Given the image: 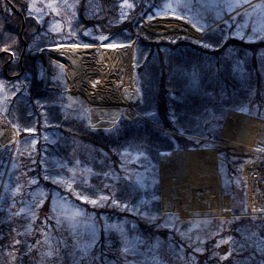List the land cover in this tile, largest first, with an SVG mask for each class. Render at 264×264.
Here are the masks:
<instances>
[{"label":"trees","instance_id":"1","mask_svg":"<svg viewBox=\"0 0 264 264\" xmlns=\"http://www.w3.org/2000/svg\"><path fill=\"white\" fill-rule=\"evenodd\" d=\"M9 1L23 18L6 0H0V110L18 130L19 143L15 154L11 147L0 145V181L11 157L16 165L0 204V264H36L47 238L53 242L55 255L60 256L64 237L51 216L53 184L44 175L45 153H54L69 164L77 159L86 162L91 178L87 185H77L76 193L88 199L109 196L120 208L96 209L99 214L126 216L137 221L144 232L155 235L160 233L133 213L137 208L145 210L137 200L141 184L134 170L143 171L147 185H151L154 179L170 174L178 156L188 149L214 147L197 138L220 142L230 111L264 116V40L245 42L228 34L223 25L209 31L198 43L183 37L154 40L140 28V18L129 16L118 21L119 5L125 0H98V4L77 0L78 17L69 42L91 43L83 36L89 27L99 34H109L113 41L137 39L141 117L133 121L121 118L112 129H92L83 106L70 103L65 95L61 72L48 58V85L44 86L43 59L34 54L42 48L37 39L42 28L29 13V0ZM126 1L135 4L136 12L144 6L140 17L147 14L146 2L152 3L151 9L159 6L158 0ZM23 19L24 41L20 38ZM24 42L27 48L20 63ZM10 55L14 61L5 68ZM48 130L58 134L55 143L44 140L43 133ZM32 137L37 143L29 149L26 142ZM81 144L93 147L91 159L80 150ZM224 151L221 162L229 179L224 193L233 199V213L241 214L245 195L239 166L246 155L232 149ZM225 226L217 237L230 238L231 243L254 246L259 237L264 238L252 219L234 220ZM118 245L114 235L108 238L102 230V260H115L120 255ZM205 259L206 253L196 264H205Z\"/></svg>","mask_w":264,"mask_h":264},{"label":"rangeland","instance_id":"2","mask_svg":"<svg viewBox=\"0 0 264 264\" xmlns=\"http://www.w3.org/2000/svg\"><path fill=\"white\" fill-rule=\"evenodd\" d=\"M76 1L69 0V11H72ZM158 3L159 6L157 8L151 9L153 7L152 3L146 2L145 10L147 14L143 17H140V14L134 17V19L140 18V28L146 35L155 40L183 37L197 42L209 31L222 25L228 34L230 33L234 37L243 39L245 42L264 40V0H158ZM63 6L62 0H29V13L38 20L42 28L41 34L37 38L42 43V49L63 44H77L69 42L74 37L71 33L74 22L71 20L70 15L68 17L65 14ZM126 8L129 11L137 10L135 4L131 1L126 2ZM141 10L143 12V7ZM161 17L170 19L165 22L170 24V27L178 26V28L160 31L161 33L157 31L158 29L155 33L150 32L145 22L157 20ZM180 28H186V30L184 29L183 31ZM189 28L191 30H188ZM84 35L88 36L86 39L93 38L94 43L90 44L100 49L101 53L126 43V41L111 40L109 34L99 37L92 35L91 31H87ZM105 41L111 44H103ZM261 53L264 52L261 51ZM120 58L121 56L119 55L107 56L109 67L115 66ZM262 61L264 63V57ZM57 67L61 72L59 78L65 87V82L68 80L65 68L62 66L61 69L58 65ZM98 80H100V74L93 78L95 83ZM70 103H78L84 109V104L80 99L70 98ZM233 112L251 119H262L244 111ZM0 113L8 120L1 110ZM85 113L87 112L85 111ZM225 123L221 137L223 136ZM246 128L238 125L236 128V137L238 138L235 142L223 138L220 142L201 138L196 139L200 143L206 142L214 146H202L198 149H221V153L216 151V174L222 197L230 198L229 216L222 215L219 218L211 219L208 218L210 214L208 212L197 211L193 214L188 213L186 217L174 212H167L163 207L164 197L160 186L153 185V183L159 184V182L154 179L151 185H147L148 180L144 176V172L134 170L133 173L141 184L138 185L140 197L137 200L142 203L145 210L142 211L137 208L133 213L149 226L154 227L156 232L160 233L155 235L144 232L134 219H127L126 216L119 217L109 213L99 214L96 209H109L112 211L120 208L109 196H101L104 199H101V197L88 199L76 193V186L87 185L91 178V169L86 162L77 159L73 164H69L67 161L57 159L54 153H45L43 157L44 175L53 184L51 188V216L59 224L60 234L64 239H62L59 247V256L55 255L53 242L47 238L46 245L39 251L36 264H196L199 256L204 253H206L205 264H223L226 262L241 264L246 260L249 261V257H246L244 252L250 246L240 245L235 242L231 243L230 238L220 239L215 237L223 223L242 218L256 219L245 216L246 208L241 214H234L233 199L230 195L224 193L226 192V186L229 185V179L224 176L226 175L227 177V168L221 162V159L226 154L223 149H232L247 155V152H250V148L259 139L261 124L252 135ZM18 136L19 132L16 130V144L7 145V147L12 148L14 154L18 149ZM43 138L48 143H55L58 140V134L48 130L43 133ZM243 141L249 143L243 144ZM26 143L29 149H33L37 140L32 137ZM232 145H235V147ZM80 150H83L84 155L89 159L93 157L95 152L89 144H81ZM187 154L178 156L173 171L170 172L169 176L181 179L185 175L191 174L188 169ZM246 160L248 158L242 160V164L239 166L240 172ZM13 168H16V165L11 157L6 164L3 178L0 181V204L2 203L3 194L7 190L9 175ZM197 170H199V167L196 168ZM197 176L194 183H191L194 187L186 189L189 197L206 190V188L202 187L207 182L205 181L206 179L203 178L202 174H197ZM188 185L190 184L188 183ZM92 200H95L96 204L91 203ZM121 209L122 211L126 210L125 207H121ZM102 230L105 231L108 238L114 235L119 243L118 250L120 255L115 260H102V249L100 246ZM210 242L212 245L208 246ZM37 243L39 242L37 241ZM228 243L233 246L229 248L225 255L220 254L219 247L228 245ZM257 245H264V238L259 237Z\"/></svg>","mask_w":264,"mask_h":264},{"label":"built area","instance_id":"3","mask_svg":"<svg viewBox=\"0 0 264 264\" xmlns=\"http://www.w3.org/2000/svg\"><path fill=\"white\" fill-rule=\"evenodd\" d=\"M46 52L65 68L68 95L81 98L87 110L109 109L123 112L130 119L137 116L140 89L135 41L115 46L104 53L94 46L76 45L48 48ZM109 55L121 56L115 66L109 67ZM98 74L100 80L95 83L93 78ZM250 153L254 157L244 164L242 173L246 184V207L251 215L261 216L264 214V121L259 141ZM161 182L166 185L174 183V179Z\"/></svg>","mask_w":264,"mask_h":264},{"label":"bare ground","instance_id":"4","mask_svg":"<svg viewBox=\"0 0 264 264\" xmlns=\"http://www.w3.org/2000/svg\"><path fill=\"white\" fill-rule=\"evenodd\" d=\"M168 18L161 17L157 20L147 21V26L150 32L155 33L156 30L168 31L177 29L178 26L170 27V24H166ZM192 28V27H191ZM189 28L188 30H191ZM181 30L186 28H180ZM129 51V49H127ZM126 52V51H125ZM114 119V115L109 116ZM97 117H94V125L101 127H109L114 120L105 119L101 123H96ZM261 124L258 119H251L243 117L238 113L230 112L227 116L223 137L227 140L235 142L236 128L238 125L247 127L250 135L255 133L256 128ZM0 143L4 146L16 144V130L9 124L8 120L0 113ZM249 143V142H248ZM247 141L243 144H248ZM187 164L189 169V175H185L181 179L175 181V184L167 185L164 188L163 193V207L167 212H174L186 217L188 213L208 212L214 211L219 215L229 216L230 211V198L222 197L220 195V188L217 176V161L216 150L214 149H191L187 154ZM199 170L196 171V168ZM199 171V173H197ZM197 174H202L207 181L202 185L206 190L200 191L197 195L188 196L187 190L189 187H194L191 183L198 177ZM188 183L190 185H188Z\"/></svg>","mask_w":264,"mask_h":264},{"label":"flooded vegetation","instance_id":"5","mask_svg":"<svg viewBox=\"0 0 264 264\" xmlns=\"http://www.w3.org/2000/svg\"><path fill=\"white\" fill-rule=\"evenodd\" d=\"M63 3H64V6H63V10L65 12V14H67V16L71 17V20L74 22L75 19L78 17V14H77V11H76V8L73 7L72 11H69L68 10V6H69V0H62ZM96 4H98V0H93ZM219 216H222V215H219V214H216L214 212H211L209 215H208V218H211V219H216V218H219ZM254 222V225L256 226V230L260 233H264V218L262 219H258L256 221H253ZM224 224L221 225L220 229H218V234H222L223 231H224ZM216 232V230H215ZM246 254V257L248 256L249 257V261H244L242 262L241 264H264V245H254V246H250V248H248L247 250H245L244 252Z\"/></svg>","mask_w":264,"mask_h":264},{"label":"water","instance_id":"6","mask_svg":"<svg viewBox=\"0 0 264 264\" xmlns=\"http://www.w3.org/2000/svg\"><path fill=\"white\" fill-rule=\"evenodd\" d=\"M10 5H11V7H12V9H13V11L16 13V14H18V15H20L21 17H22V14L16 9V8H14V6H12V4L8 1V0H6ZM24 29H25V23L23 22V26H22V29H21V32H20V37H21V39H23V32H24ZM25 50H26V44H25V49H24V51H23V53H22V55H21V58H20V63H22V58H23V56H24V54H25ZM35 53H38V52H35ZM40 55V57L43 59V64H44V68H45V77H44V84H45V86H47V83H48V74H47V62H46V58L44 57V55L43 54H39ZM8 64L9 63H7L5 66L7 67L8 66ZM2 134L0 133V136H1ZM220 194H221V196H222V193L220 192ZM219 251H220V253L221 254H225L227 251H228V247L226 246V245H222V246H220V248H219Z\"/></svg>","mask_w":264,"mask_h":264},{"label":"snow or ice","instance_id":"7","mask_svg":"<svg viewBox=\"0 0 264 264\" xmlns=\"http://www.w3.org/2000/svg\"><path fill=\"white\" fill-rule=\"evenodd\" d=\"M129 7H130V5H129ZM101 199H104V197H101ZM91 203L96 204V201L92 200ZM77 215H78V213H77Z\"/></svg>","mask_w":264,"mask_h":264}]
</instances>
